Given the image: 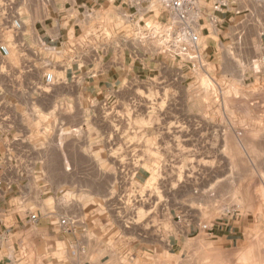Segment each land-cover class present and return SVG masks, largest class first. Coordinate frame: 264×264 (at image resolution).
<instances>
[{"label":"crops","instance_id":"1","mask_svg":"<svg viewBox=\"0 0 264 264\" xmlns=\"http://www.w3.org/2000/svg\"><path fill=\"white\" fill-rule=\"evenodd\" d=\"M253 1L229 0L214 23L201 17L202 68L220 81L218 100L189 94L173 113L133 116L134 86L174 88L195 72L137 41L141 22L161 14L159 0H0V264H144V207L131 209L128 197L160 178L134 164L144 153L134 139L140 132L159 153L171 127L200 160L228 152L229 106L247 99L229 90H264V21L245 14L263 0ZM213 216L195 201L169 250L217 238L226 224Z\"/></svg>","mask_w":264,"mask_h":264},{"label":"rangeland","instance_id":"2","mask_svg":"<svg viewBox=\"0 0 264 264\" xmlns=\"http://www.w3.org/2000/svg\"><path fill=\"white\" fill-rule=\"evenodd\" d=\"M245 14L249 19L260 17L264 21V0ZM210 71L211 67L205 65L193 77L181 76V84L174 88L157 80L139 83L132 88L126 112L133 116L146 111L173 113L175 108H185L189 94L218 100L221 84L209 75ZM228 95L247 99L244 104H230L228 152L213 153L209 162L182 148L188 141L171 127L166 129L162 138L165 147L159 153L147 151L152 141L140 132L134 139V145H144V153L134 164L149 170L152 165L160 178H153L142 191H133L128 197L131 209L144 207V243H148L144 244V264H264V90L230 89ZM136 129L141 127L134 122ZM176 148L185 151L179 154ZM137 196H144L143 205L135 200ZM195 201L217 210L218 217L212 218L214 226L226 225L217 238H192L186 241L182 253L178 249L170 251L168 239L178 232L176 223L181 215L193 212ZM189 220L193 218L187 216L186 222Z\"/></svg>","mask_w":264,"mask_h":264},{"label":"built area","instance_id":"3","mask_svg":"<svg viewBox=\"0 0 264 264\" xmlns=\"http://www.w3.org/2000/svg\"><path fill=\"white\" fill-rule=\"evenodd\" d=\"M160 3L162 12L157 19H145L135 31L137 41L153 49L157 55L188 66L192 71L202 69L199 38L201 17L204 14L214 23L216 13L229 7V0H160ZM13 24L16 31L20 30L19 21H14ZM0 53L7 56V47L0 45ZM45 79L46 82H51V74H47ZM31 218L34 219V216ZM65 223V220L61 221V224ZM203 228L206 229V226Z\"/></svg>","mask_w":264,"mask_h":264}]
</instances>
